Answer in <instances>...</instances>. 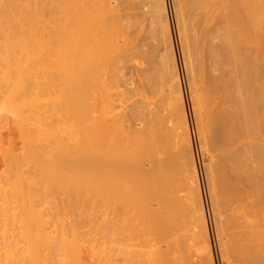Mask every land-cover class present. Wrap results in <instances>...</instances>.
<instances>
[{
  "label": "bare ground",
  "instance_id": "bare-ground-1",
  "mask_svg": "<svg viewBox=\"0 0 264 264\" xmlns=\"http://www.w3.org/2000/svg\"><path fill=\"white\" fill-rule=\"evenodd\" d=\"M37 1L0 0V264H212L164 0L140 4L165 64L138 0ZM174 4L219 249L264 264V0Z\"/></svg>",
  "mask_w": 264,
  "mask_h": 264
},
{
  "label": "rangeland",
  "instance_id": "rangeland-1",
  "mask_svg": "<svg viewBox=\"0 0 264 264\" xmlns=\"http://www.w3.org/2000/svg\"><path fill=\"white\" fill-rule=\"evenodd\" d=\"M40 1V0H39ZM142 1V0H141ZM140 0H138V1H136V2H139V4H137L138 6H141V4L143 3V5H144V2H142L141 4H140V2H141ZM175 1L176 0H164V4H165V6L164 7H166V9H165V12H166V20L168 21L167 22V25L169 26V35H171V42H172V45H173V54H174V60H175V65H176V71H177V75H178V79H179V84H180V90H181V93H182V101H183V106H184V111H185V115H186V121L188 122L187 123V125H188V129H189V135H190V143H191V152L192 153H195V146H196V149H197V154H198V157H193V155H192V157H193V161L195 162V167L197 168L196 169V173H197V177H199V178H197L198 179V184H199V188H200V195H201V199H202V206H203V208H204V214H205V219H206V227H207V233H208V238H209V242H210V248H211V250H210V257L212 256V260L211 261H213V263L212 264H236V262L232 259V257L229 255V254H226V253H224L223 251H222V249H219V248H221V246H220V244H219V233H220V230L219 229H222L223 230V228H224V225H223V221H224V219H222V216H223V218H224V212H223V210L224 209H220V208H222V207H220L219 209H220V211H218V213H216L217 211H215V210H217V209H215V207H216V205H217V203H215L214 202V200L212 201V199H214L213 198V195H212V193H211V184H209L210 183V180H209V178H208V170L209 169H211L212 168V165H213V161L215 162V160H216V158H214L215 156H214V154L213 153H211L209 150L207 151V149H205L204 147H201V139H200V136H198L199 134V131H198V126H197V119H196V117H195V115H194V111H192L193 110V105H192V103H193V98H192V94H191V88H190V84H189V80H190V76H188V73L186 72V69H185V66H184V63H185V60H184V56H183V47H182V43H181V37H180V33L178 32V30H179V20H176L177 19V16L178 15H176L177 14V10H175V8H176V6H174L175 4ZM37 3H39V4H41V3H43V8H45L44 7V3H46V0H42V2L40 3V2H38L37 1ZM39 4L37 5L38 7H41V6H39ZM42 5V4H41ZM47 5V4H46ZM36 6V7H37ZM142 7V8H141ZM140 8H141V11L140 12H142V10L143 9H145V10H143V13L142 14H144V12H145V16H146V18L145 19H147L146 21V23L147 24H152V26H148L149 28H151V27H154L156 30V35L157 36H155V35H153V33H152V31L153 30H151V29H149L147 26H144V24H143V29L145 28V27H147L146 28V30L147 31H149L150 30V32L151 33H149V32H147L148 34H151L152 36H153V39H155L154 40V42L152 41V39H151V36H150V40H149V35L147 34V36L148 37H146V36H144V38L146 37L147 38V40L146 41H148V42H150V44H151V42H153L152 44H154V48H156V49H154L153 48V45L152 46H150V48L152 47V52H153V54H155L154 52H156L157 54H156V57H157V59H161V58H163V59H161V61H163L162 63H164L165 64V62H164V58H165V56H166V51H165V46L163 45V43H162V40H161V36H160V32L161 31H158L157 29H159L158 28V26L157 25H155V24H153V22L151 21V19L149 18L148 19V17H149V15H146V13L148 12L149 13V11H150V6L149 5H144V6H141ZM174 7V8H173ZM32 8H34V6H32ZM139 8V7H138ZM36 9V8H35ZM34 9V10H35ZM41 9V8H40ZM39 8H38V11L40 10ZM43 10V9H42ZM42 10H40L41 11V13H43L44 14V11L42 12ZM140 10V9H139ZM147 10V11H146ZM149 10V11H148ZM35 12V11H34ZM37 12V11H36ZM36 12H35V14H36ZM176 12V13H175ZM38 13V12H37ZM40 12H39V15L41 14ZM46 13V12H45ZM43 14H41V15H43ZM32 15V14H31ZM45 15V14H44ZM46 15H48L47 13H46ZM145 16H142L143 17V19H144V17ZM148 16V17H147ZM175 16H176V18H175ZM31 17V16H30ZM34 17H36V16H34ZM46 17V16H45ZM44 17V20L45 19H47L46 20V22H44V23H47V21L49 20V17L48 18H45ZM43 18V17H42ZM42 18H40V20L42 19ZM145 19L144 20H142V21H144L145 22ZM34 20V19H33ZM40 20H39V22H40ZM44 20H42V21H44ZM154 20V19H153ZM155 21V20H154ZM35 22V21H34ZM33 22V23H34ZM38 22V23H39ZM178 22V23H177ZM30 23V22H29ZM43 24V23H42ZM41 24V25H42ZM48 24V23H47ZM47 24H45V27H46V25ZM36 25V24H35ZM34 25V27L35 28H37L36 26ZM38 25V24H37ZM39 25H40V23H39ZM39 25H38V27H39ZM43 27H44V25H42ZM48 26V25H47ZM210 27H212L211 25H210ZM30 29H31V27H29ZM35 28H33V29H35ZM47 28V27H46ZM45 28V29H46ZM39 29H41V28H39ZM211 29H213V28H210V32H212L211 31ZM36 30V29H35ZM34 30V31H35ZM47 30H50V29H48L47 28ZM145 30V29H144ZM144 30H140V31H142V32H145ZM160 30V29H159ZM33 31V32H34ZM140 31H138V32H140ZM30 33H31V30L29 31ZM41 32V31H40ZM49 32V31H48ZM53 31H51L50 32V34L49 35H51L50 37H52V35L54 34V35H56L55 33H52ZM142 32H140V35H141V33ZM39 33V32H38ZM47 33V32H46ZM135 33V35H138L139 33H137V32H134ZM137 33V34H136ZM146 33V32H145ZM145 33H144V35H145ZM34 34V33H33ZM32 34V35H33ZM40 34V33H39ZM39 34H38V36H39ZM193 34V33H192ZM194 34H196V32H194ZM28 35V34H27ZM45 35H47V34H45ZM44 35V36H45ZM48 35V36H49ZM54 35H53V37H54ZM132 35H134V34H132ZM139 35V36H140ZM31 36V35H30ZM29 36V37H30ZM34 36V35H33ZM41 36H43L42 35V33H41ZM142 36V35H141ZM29 37H28V39H29ZM52 37V38H53ZM57 37V36H56ZM135 37V36H134ZM159 37V38H158ZM31 38V37H30ZM140 37H138L137 38V40H133V43H135L134 41H137V43L139 44V47H140V44H142V45H144L143 44V42L142 43H139L140 42V40H139V42H138V39H139ZM142 39H143V37H141ZM33 39V38H32ZM38 39H39V37H38ZM41 39V38H40ZM43 40H44V38H42ZM41 39V40H42ZM56 39V38H55ZM53 40V43L56 41V40ZM132 39H133V36H132ZM42 40V41H43ZM48 39L45 37V41H47ZM30 42H31V39L29 40ZM34 41H36L35 40V37H34ZM41 41V42H42ZM45 41H44V43H45ZM50 41L52 42V40L50 39ZM48 42V41H47ZM39 43H40V41H39ZM43 42H42V46H43V48L42 47H40V45L37 43V45L39 46V48H38V50H40L41 48L42 49H45V50H47L46 48H44L46 45V43L44 44ZM41 44V43H40ZM44 44V45H43ZM51 44V43H50ZM137 44V45H138ZM145 44L147 45L148 43H146L145 42ZM31 45H32V43H31ZM53 45V44H52ZM52 45H51V47H52ZM55 45V44H54ZM54 45H53V47H54ZM57 45V44H56ZM136 45V46H137ZM141 45V46H142ZM149 45V44H148ZM147 45V47H145V46H143V50H147V48L149 47ZM48 46H50V45H48ZM37 46H35L34 48H36ZM47 48H49V47H47ZM41 49V51L42 52H40V54H43V51L44 50H42ZM141 49V48H140ZM154 49V50H153ZM56 50H57V48H56ZM142 50V49H141ZM156 50V51H155ZM35 50H33V53L35 54V53H38L37 51L36 52H34ZM47 51H49V50H47ZM46 51V52H47ZM50 53V52H49ZM58 53V52H57ZM160 54V55H159ZM35 55H37L38 56V54H35ZM46 55H49L48 53L47 54H45L44 55V57H46ZM41 56V55H40ZM54 56V55H53ZM159 56V57H158ZM164 56V57H163ZM147 59V58H146ZM145 59H143V61H144ZM142 61V59H141V57H140V60H139V58L137 59H134V60H132V66H133V68H134V66L136 67L135 69H139L138 71H142L141 72V74L143 73L144 75H146V69L145 68H147L148 67V61H144L143 62ZM165 61H167V58H166V60ZM144 66H145V68H144ZM165 66V65H164ZM137 71V70H136ZM135 71V72H136ZM131 72H132V70H131ZM134 72V71H133ZM140 72L138 73V74H140ZM135 74V73H134ZM137 74V73H136ZM140 74V75H141ZM126 75H128L126 78H130V74H129V72L128 73H126ZM143 75V76H144ZM133 78H135V79H137V76H134ZM138 78H140V77H138ZM141 78H142V75H141ZM140 78V79H141ZM143 80V81H142ZM142 80H140V81H142V84H144L145 85V87H147V85H146V82L144 81V79H142ZM141 83V82H140ZM142 84H140L141 85V87H143V85ZM137 85V84H136ZM168 86V85H167ZM144 87V88H145ZM140 89V88H139ZM146 89V88H145ZM148 89V88H147ZM142 90H144L143 88H142ZM142 90L140 91L141 93H144V91L146 92L147 90H144L143 92H142ZM149 90V89H148ZM150 91V90H149ZM148 91V93H146V95H148L150 92ZM185 91V92H184ZM189 94H190V96H189ZM184 97V98H183ZM90 99H91V106H92V109H93V107H94V111H96V113L98 112V107H96L95 108V106H97L95 103H96V99H95V96H94V93H92L91 95H90ZM94 100V101H93ZM92 102H95L94 104L92 103ZM191 102V103H190ZM192 105V106H191ZM193 112V113H192ZM195 121V122H194ZM10 125V129H9V127H6V131L8 132V134H9V131H11L10 133H12V134H9V136L10 137H8L9 138V140L10 139H13V140H10V143L12 144V147L14 148V149H18V147H19V142L18 141H20L19 140V135H18V132H15L16 131V129H15V127H13V126H11V124L10 123H8V125L7 126H9ZM197 126V127H196ZM14 129H15V131H14ZM9 130V131H8ZM193 130V135H192V131ZM197 131V132H196ZM12 135V136H11ZM14 137V138H13ZM15 139H18V140H15ZM199 139V140H198ZM15 140V141H14ZM12 141V142H11ZM17 142V143H16ZM18 144V145H17ZM200 144V145H199ZM13 145H15V147L13 146ZM18 146V147H17ZM194 147V148H193ZM192 150H194V152L192 151ZM209 152V153H208ZM191 153V154H192ZM180 154V153H179ZM206 154H207V156H206ZM182 155V156H181ZM180 156L181 157H183V154H181ZM204 157V158H203ZM207 157V158H206ZM212 157V158H211ZM212 160V161H211ZM210 165V166H209ZM207 175V176H206ZM208 181V182H207ZM208 186V187H207ZM203 188V189H202ZM215 191H217L216 189H215ZM214 191V192H215ZM204 193V194H203ZM216 194V193H215ZM211 198V199H210ZM216 200V199H215ZM214 202V203H213ZM216 202H217V200H216ZM212 203V204H211ZM215 205V206H214ZM205 206V207H204ZM218 209V210H219ZM54 210V209H53ZM57 210V209H56ZM208 210V211H207ZM42 210H40V212H41ZM58 211V210H57ZM44 212L45 211H43V214H44ZM53 212V211H52ZM55 212V213H54ZM53 213L55 214V216H57V214H56V211H54ZM222 214H221V213ZM215 213V214H214ZM219 214V217H220V220H219V218H218V215ZM42 215V214H41ZM43 216V215H42ZM43 219H44V217H42ZM47 217H45V219H46ZM54 219V218H53ZM53 221H55V219L53 220ZM218 221V222H217ZM219 223V224H218ZM217 224V225H216ZM221 227H220V226ZM17 227V228H16ZM15 228H16V230L17 229H19L18 228V225L16 226ZM21 231V230H20ZM19 232V231H18ZM17 232V233H18ZM219 232V233H218ZM17 237V236H16ZM19 239V238H18ZM21 239V238H20ZM19 239V240H20ZM15 240V239H14ZM16 240H17V238H16ZM15 240V241H16ZM24 240V239H23ZM26 240V239H25ZM51 240H52V243H53V241H54V245L56 244V240H54L53 238H51ZM50 240V241H51ZM211 240V241H210ZM18 241V240H17ZM16 241V243H18V245H19V242H17ZM22 241V240H21ZM49 241V242H50ZM25 242H27V241H25ZM213 242V243H212ZM23 243H24V241H23ZM23 243H20L21 245L19 246L20 248H21V246H22V244ZM13 244H14V241H13ZM25 244V243H24ZM49 245V244H48ZM50 245H51V243H50ZM53 245V246H54ZM25 246V245H24ZM52 246V245H51ZM220 246V247H219ZM19 247H18V249H19ZM55 247V246H54ZM25 248H27V245H26V247ZM50 248V247H49ZM15 249V248H14ZM51 250H52V248H51ZM16 251V250H15ZM17 251H19V253H17V255L15 256V258H18L20 255H21V253L22 254H24V251H25V249L24 248H22L21 249V252H20V250H17ZM49 251H50V249H49ZM56 251V250H55ZM53 252H54V249H53ZM42 253L43 252H41L40 253V256L42 255ZM46 253V252H45ZM45 253H43V254H45ZM47 253H48V255H51V253L52 252H48L47 251ZM46 253V254H47ZM44 255L45 257H44V259L46 258V256H47V258H49L48 257V255ZM222 254V255H221ZM194 255H195V253L194 254H192L191 256H193V258L191 257V259H193L194 260V262H192V263H194V264H196L198 261H199V264H203V262H204V264H205V261H203L202 260V258L203 257H201V256H197V255H195L196 257H194ZM23 256V255H22ZM85 256H87V257H89L88 255H84V257H83V260H84V262L85 263H87V264H99V263H101V262H96V261H98L99 259H100V256L98 257V256H96V258H95V256H94V259H92L93 261L92 262H90V259H91V257H89L90 259H87V257H85ZM223 256V257H222ZM24 257V256H23ZM41 257H43V255L41 256ZM55 259L57 258V257H55V256H53ZM198 257V258H197ZM21 258V256L19 257V259ZM40 258V257H39ZM46 258V259H47ZM51 258V257H50ZM49 258V259H50ZM85 258V259H84ZM99 258V259H98ZM22 259V258H21ZM20 259V260H21ZM41 259V258H40ZM43 259V258H42ZM43 259V260H44ZM46 259L43 261L44 263H48V262H46ZM53 258H51L50 260H52ZM95 259H97V260H95ZM199 259V260H198ZM201 259V260H200ZM211 259V258H210ZM48 260V259H47ZM85 260H87V261H85ZM17 261V260H16ZM24 261V260H23ZM42 261V260H41ZM56 261V260H55ZM192 261V260H191ZM197 261V262H196ZM18 262H20L19 260H18ZM201 262V263H200ZM234 262V263H233ZM17 263V262H16ZM21 264H22V262H20ZM24 263V262H23ZM26 263V262H25ZM31 262H29V264H30ZM42 263V262H41ZM51 263H53V262H51ZM56 264H57V262H56ZM101 264H103V263H101ZM198 264V263H197ZM208 264V263H207Z\"/></svg>",
  "mask_w": 264,
  "mask_h": 264
},
{
  "label": "built area",
  "instance_id": "built-area-1",
  "mask_svg": "<svg viewBox=\"0 0 264 264\" xmlns=\"http://www.w3.org/2000/svg\"><path fill=\"white\" fill-rule=\"evenodd\" d=\"M195 155L196 157H198L196 146H195Z\"/></svg>",
  "mask_w": 264,
  "mask_h": 264
}]
</instances>
